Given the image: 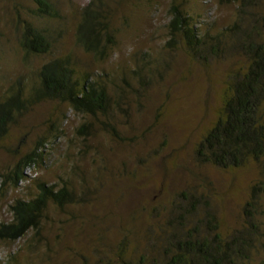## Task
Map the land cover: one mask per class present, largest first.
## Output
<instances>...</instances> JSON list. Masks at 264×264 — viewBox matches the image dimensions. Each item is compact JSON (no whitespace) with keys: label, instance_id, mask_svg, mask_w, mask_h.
Wrapping results in <instances>:
<instances>
[{"label":"rangeland","instance_id":"rangeland-1","mask_svg":"<svg viewBox=\"0 0 264 264\" xmlns=\"http://www.w3.org/2000/svg\"><path fill=\"white\" fill-rule=\"evenodd\" d=\"M50 1L59 18L38 22L32 0H0V100L11 90L27 91L44 64L70 55L78 76L90 74L107 87L113 110L92 117L42 102L0 140V176L47 142L43 162L26 171L18 188L2 189L0 179V225L11 223L10 205L33 197L41 182L68 185L79 198L63 209L50 206L39 231L0 240V264H167L169 236L192 228L207 212L223 239L241 236L247 244L239 264H264V200L249 213L253 217L246 211L261 165L224 170L196 156L220 115L228 79L245 57L233 53L202 63L182 38L173 41L170 28L172 7L181 5L202 34L256 17L264 42V0ZM91 3L102 9L115 42L104 58L77 40ZM24 20L48 30L49 54L22 48ZM195 201V214L187 215Z\"/></svg>","mask_w":264,"mask_h":264},{"label":"trees","instance_id":"trees-1","mask_svg":"<svg viewBox=\"0 0 264 264\" xmlns=\"http://www.w3.org/2000/svg\"><path fill=\"white\" fill-rule=\"evenodd\" d=\"M36 6L33 19L54 21L59 18L50 0H32ZM226 3L236 0H224ZM171 34L175 41L182 38L189 55L202 63L239 53L245 63L234 71L227 82L220 115L199 143L196 156L201 163L219 169H237L253 161L261 165V178L251 188L246 205L247 216L264 200V42L259 19L237 21L218 34L203 33L181 5H173ZM263 20V19H262ZM21 46L29 54L46 55L51 52L48 30L35 21L24 20ZM110 23L102 9L93 3L83 9L78 26L77 40L88 53L99 58L108 55L114 45ZM110 37V38H109ZM54 101L69 105L76 112L92 116H108L112 112V98L104 84L93 80L90 74L78 76L70 55L57 57L44 64L38 73V82L25 88L11 90L0 100V140L8 135L10 127L29 108L42 102ZM87 129L83 126L81 133ZM47 142L43 140L15 166L0 176L1 188H18L28 179L26 171L43 162ZM79 201L78 195L68 185L37 186L30 199H17L10 205L11 223L0 225V240L18 241L31 231H39L43 217L50 206L63 209ZM198 201L186 210L195 214ZM215 216L207 212L188 230L172 233L167 239L165 254L167 264H239L245 244L241 236L225 240L214 225ZM184 226V224H179ZM205 226V227H204ZM255 228V226H252ZM207 228V229H206ZM127 264V263H125Z\"/></svg>","mask_w":264,"mask_h":264}]
</instances>
